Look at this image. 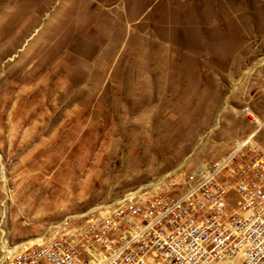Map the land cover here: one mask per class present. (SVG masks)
<instances>
[{
    "label": "rangeland",
    "instance_id": "obj_1",
    "mask_svg": "<svg viewBox=\"0 0 264 264\" xmlns=\"http://www.w3.org/2000/svg\"><path fill=\"white\" fill-rule=\"evenodd\" d=\"M232 1L0 0V258L264 144V0Z\"/></svg>",
    "mask_w": 264,
    "mask_h": 264
},
{
    "label": "built area",
    "instance_id": "obj_2",
    "mask_svg": "<svg viewBox=\"0 0 264 264\" xmlns=\"http://www.w3.org/2000/svg\"><path fill=\"white\" fill-rule=\"evenodd\" d=\"M254 135L185 177L125 194L80 226H55L0 264H264V144Z\"/></svg>",
    "mask_w": 264,
    "mask_h": 264
},
{
    "label": "bare ground",
    "instance_id": "obj_3",
    "mask_svg": "<svg viewBox=\"0 0 264 264\" xmlns=\"http://www.w3.org/2000/svg\"><path fill=\"white\" fill-rule=\"evenodd\" d=\"M226 3H234L235 1H232V0H224ZM256 1L257 0H252V3L253 4H255L256 3ZM227 12L228 13H230L229 12V10L227 9ZM227 13V14H228ZM219 14L220 15H216V16H206L205 15V17L204 16H200V17H197V19H198V21L200 22V21H202V22H207V21H209V20H212V19H215V18H217V19H219V20H221L222 21V19H223V17L224 16H226L225 15V13L223 14L221 11L219 12ZM256 18H258V16L256 17ZM187 19V18H186ZM261 19V18H260ZM184 20H185V18H184ZM264 20V19H263ZM257 21V20H256ZM255 21V22H256ZM224 34V33H223ZM210 35V37H211V40H212V42L214 41V37H213V34H209ZM226 37V36H225ZM223 39V38H222ZM227 41V40H226ZM240 42V41H239ZM228 46V45H227ZM224 51V50H223ZM249 113V112H248ZM250 115V113L248 114V116ZM17 249V246H15V247H8L7 248V246H5V243H3V247H2V250H3V252H4V254H3V256L0 258V259H2V258H4V257H6V256H8V255H10L11 253H13L15 250Z\"/></svg>",
    "mask_w": 264,
    "mask_h": 264
}]
</instances>
